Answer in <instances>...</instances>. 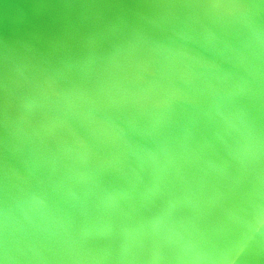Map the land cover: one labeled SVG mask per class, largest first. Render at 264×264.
Instances as JSON below:
<instances>
[{
    "label": "bare ground",
    "instance_id": "1",
    "mask_svg": "<svg viewBox=\"0 0 264 264\" xmlns=\"http://www.w3.org/2000/svg\"><path fill=\"white\" fill-rule=\"evenodd\" d=\"M261 254L264 0H0V264Z\"/></svg>",
    "mask_w": 264,
    "mask_h": 264
},
{
    "label": "rangeland",
    "instance_id": "2",
    "mask_svg": "<svg viewBox=\"0 0 264 264\" xmlns=\"http://www.w3.org/2000/svg\"><path fill=\"white\" fill-rule=\"evenodd\" d=\"M264 254H261V257H260V262L259 264H264ZM254 262H250V264H253ZM258 264V263H257Z\"/></svg>",
    "mask_w": 264,
    "mask_h": 264
},
{
    "label": "water",
    "instance_id": "3",
    "mask_svg": "<svg viewBox=\"0 0 264 264\" xmlns=\"http://www.w3.org/2000/svg\"><path fill=\"white\" fill-rule=\"evenodd\" d=\"M105 146L116 147L115 145H112V144L111 145L105 144Z\"/></svg>",
    "mask_w": 264,
    "mask_h": 264
}]
</instances>
